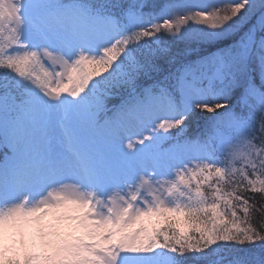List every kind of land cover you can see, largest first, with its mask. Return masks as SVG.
Segmentation results:
<instances>
[{
	"label": "snow or ice",
	"instance_id": "1",
	"mask_svg": "<svg viewBox=\"0 0 264 264\" xmlns=\"http://www.w3.org/2000/svg\"><path fill=\"white\" fill-rule=\"evenodd\" d=\"M0 264H264V0H0Z\"/></svg>",
	"mask_w": 264,
	"mask_h": 264
},
{
	"label": "trees",
	"instance_id": "2",
	"mask_svg": "<svg viewBox=\"0 0 264 264\" xmlns=\"http://www.w3.org/2000/svg\"><path fill=\"white\" fill-rule=\"evenodd\" d=\"M211 115V114H208ZM203 130V121L200 122V126L197 127L196 125H191L189 128V135H194L195 133ZM261 218L257 216V221H259Z\"/></svg>",
	"mask_w": 264,
	"mask_h": 264
}]
</instances>
